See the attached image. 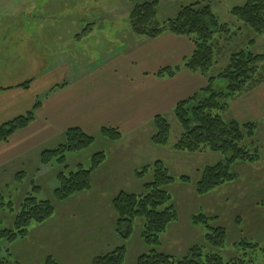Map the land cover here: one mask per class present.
I'll return each mask as SVG.
<instances>
[{"label":"rangeland","instance_id":"1","mask_svg":"<svg viewBox=\"0 0 264 264\" xmlns=\"http://www.w3.org/2000/svg\"><path fill=\"white\" fill-rule=\"evenodd\" d=\"M148 1L140 0L138 3ZM196 1L198 0H158L157 22L164 23L174 17L182 7ZM245 3L246 0H213L210 3L211 11L220 24L227 26L226 32L218 33L214 37L213 52L217 65L212 69L213 74L222 71L229 61V56L239 50L252 54H261L264 51V32L256 34L230 15L233 8L241 7ZM33 4L37 6L35 12H33ZM133 6L134 4L121 0H0V86L15 81H19L21 85L31 82L39 77L40 70L45 71L47 66L50 69L49 64L54 56L57 61L60 60V64L45 72L48 74L46 80L50 87L61 81V73L58 71H63L65 66L70 65L69 59L64 61L66 58L74 57L73 63L78 64L77 66L84 67L89 64V67H93L101 65L102 55L111 58L113 53L119 56L128 51L133 43L132 39L136 41L146 39L135 36L129 29L128 17ZM100 17L117 19H105L101 22ZM100 26L102 29L98 30L97 27ZM88 27L87 32L92 34H83ZM250 41H252L251 44H249ZM55 68L56 74L52 75ZM216 87L224 88L225 83L218 81ZM259 87L264 99V82ZM224 115L222 117L225 120H239L230 110ZM161 116L168 121L171 130L168 145L166 148L156 147L158 150L154 151L153 158L161 157L163 164L173 177L184 176L190 179L189 183L176 181L167 188L172 195V205L179 217L182 237L191 239L192 236L187 231L188 216L202 214L211 218L208 224L212 228L221 227L226 231L225 246L220 250H213L214 252H218L226 260L235 258L239 256L240 248L238 250L233 245L247 241L257 245V248L254 252L248 250L244 260L250 258L252 264H264V115H252L247 120L256 126L252 142L260 151V160L256 163L233 164L230 172L236 175L235 180L202 196L195 193V183L205 167L219 163L223 160V156L208 151L194 154L173 151L171 147L179 139L182 129L172 111ZM151 132L154 134L153 120L150 123L144 122L134 136L125 137L120 145L128 146L134 139L143 144H149L148 138ZM92 136L95 142L90 147L78 153L65 154L66 170H63L64 167L56 160L41 166L39 158H36L39 156L37 154L36 157L26 160L24 164H19L20 168L7 169L12 176L4 175V178L0 179V189L6 200L12 203L13 208L17 210L20 202L37 190L38 195L35 197L38 200L50 202L54 207V216L50 222L41 226L30 225L27 236L22 239L14 242L0 239V260L6 259L9 255L11 260L21 264H43L47 257L59 258L61 264L63 259H71L75 264H85V262L87 264L94 254H104L101 253L104 250V242L108 245L113 243L106 237L109 235L110 227L106 204L110 200L108 199L110 189H116L117 186L111 185L100 192L94 189L89 194L72 196L63 202H56L53 197V191L57 186L56 176L59 172L75 171L78 168L77 164L84 162L86 156H91L98 151L105 150V156L108 155L107 147L111 142L104 138L99 140V131ZM102 141H105L104 144L100 143ZM51 146L53 145H47L44 150ZM162 151H167L168 154ZM33 153H37L36 148L31 151V154ZM83 164L87 168L86 163ZM149 176L151 180V174L147 175ZM147 177L145 181L149 182ZM131 183L136 182H129L124 186L121 183L118 186L128 192L135 190ZM83 203H90L96 209L89 210L83 206ZM13 216L7 210L0 212L2 220L0 230L11 227ZM133 224L134 231L127 243L120 242L116 237L119 245L126 247L124 264H135L138 256L147 254L149 251L141 253L142 249H148L138 232L143 220L137 218ZM83 226L89 227L84 234ZM196 227H199L204 234L202 237L194 236L196 243L193 242L187 246L188 241L183 243L180 240L174 248H168L162 244L155 250L163 254L169 250L174 251L175 258H182L193 246H204L206 250H210L204 240L206 230L201 226ZM50 228L52 231L49 236L53 237V240L49 241L50 244L54 247L61 244L65 248L53 249L45 242L46 232ZM72 232L78 236L77 241H70ZM61 236L65 238L61 240ZM63 251L65 256L60 255Z\"/></svg>","mask_w":264,"mask_h":264},{"label":"trees","instance_id":"2","mask_svg":"<svg viewBox=\"0 0 264 264\" xmlns=\"http://www.w3.org/2000/svg\"><path fill=\"white\" fill-rule=\"evenodd\" d=\"M121 1L134 4L129 12L128 25L135 36L154 40L167 32L185 37L192 44L193 51L183 60L181 67L165 68L157 73V77L172 78L182 68L199 74L206 80L204 88L173 107V115L182 133L171 148L176 152L194 154L208 151L223 156L222 161L202 170L195 183L197 195L209 194L232 182L236 175L230 172L231 166L238 162H258L260 151L252 142L256 129L253 122L225 120L222 115L229 111L231 102L264 82V51L261 54H252L239 50L229 56V61L222 71L213 74L212 69L217 65L213 52L214 37L227 31V26L220 24L211 11L210 3L213 0H198L182 7L174 17L162 24L156 20L158 0L144 3H138L140 0ZM230 15L256 34L264 32V0H246L243 6L233 8ZM251 43L252 41L249 42ZM218 81L224 82L225 87L217 88ZM29 83L19 87L27 89ZM39 104L37 100L30 111L0 126V144L6 143L15 132L25 129L34 120V112ZM153 125L151 143L166 147L171 130L168 121L158 115L153 118ZM99 134L110 142L121 138L119 131L113 128H101ZM94 142L93 136L80 129H69L63 133L62 141L56 148L40 154V165L46 166L56 160L64 167L63 170H66L65 154L84 151ZM105 159L104 152H97L90 158L87 168L79 165L75 171L59 172L56 176L57 186L53 191L54 200L63 202L90 190L92 172L100 167ZM148 174H151V180L143 185L142 194L120 192L111 202L115 216L114 234L120 242L125 243L130 238L134 231L133 223L137 218L143 220L140 237L149 251L137 257L135 264H252L250 258L244 260V257H247L248 250L254 252L257 245L247 241L233 245L238 250L240 248V254L235 258L226 260L218 252H214L213 250H220L225 246L226 231L221 227L212 228L208 224L211 218L202 214L193 215L191 222L206 230L204 240L210 250H206L204 246H193L182 258L157 252L155 249L160 246L161 237L167 227L178 219L177 211L172 205V195L167 188L176 181L189 183L190 179L184 176L173 177L161 161H155L136 172L138 178ZM37 195L36 190L25 197L15 210L0 189V212L7 210L14 215L11 227L0 230V239H6L8 242L22 239L27 236L30 225H41L52 218L53 205L48 201L38 200L35 197ZM125 257L126 247L120 245L110 252L94 257L92 264H124ZM0 264L21 263L11 260L8 255L6 259L0 260ZM43 264L58 262L52 257H47Z\"/></svg>","mask_w":264,"mask_h":264},{"label":"crops","instance_id":"3","mask_svg":"<svg viewBox=\"0 0 264 264\" xmlns=\"http://www.w3.org/2000/svg\"><path fill=\"white\" fill-rule=\"evenodd\" d=\"M33 6V12H35L37 6L35 4ZM105 19L115 20L117 18L100 17L99 21L103 22ZM97 28L98 30L102 29L101 26ZM88 29L89 27L83 34H92V32H87ZM126 34L128 33L126 32ZM132 40L133 43L128 51L119 56L113 53L111 58L102 55L100 60L103 62L98 66L89 67V64L84 67L77 66L78 64L73 63L74 57L66 58L64 61L69 59L71 63L65 66L63 71H58L61 73V81L54 85L55 89L54 86H48L46 80L48 74L45 72L60 64V60L57 61L56 56L49 64L50 69L47 66L45 71L44 69L40 70L39 77L30 80L27 89L19 87L21 85L19 81L0 86L2 89L0 91V126L24 115L32 109L38 99L40 100V104L34 112V120L25 129L15 132L6 143L0 144V179L4 178V175L12 176L11 172L7 171L9 167L18 169L20 168L19 164H24L33 156L36 157V154L39 155L36 158L40 159V154L43 151L56 148L62 141L63 133L69 129H80L91 136L101 128H113L119 131L121 138L116 142L108 143V155L106 154L104 163L92 172L90 190L84 194L75 195L83 196L93 192L94 189L100 192L111 185L117 186L116 189H110L108 198L110 200L106 204L110 222L109 235L106 237L109 242L113 243L110 245L106 242L103 243L104 250L101 253L104 254L120 246L114 234L115 216L111 202L118 193L126 191L118 185L122 183L124 186L129 182H136L131 183L135 190H127L126 193L142 194L147 175L138 178L136 172L155 161H163L161 157L153 158L154 151L158 150L156 147H159L150 144L153 132L149 134V144H143L137 139H134L133 143L128 146L120 145V143L125 137L134 136L144 122L150 123L155 116L172 111L175 104L189 98L206 86V80L202 76L182 68L172 78L157 77V73L162 69L181 67L180 64L183 63V60L192 53L193 46L187 38L165 32L154 40ZM52 72V75H55L56 68ZM260 92L258 86V88L242 95V99L239 97L230 104L229 110L235 114L236 119H239L237 120L239 123L242 121V123H247L252 115H264V99ZM102 139L100 136L99 140ZM104 142L100 143L104 144ZM51 144L53 146L44 150L47 145ZM35 148L37 153L31 154ZM162 152L168 154L167 151ZM91 156H86L85 161L77 165L84 167L83 163H86L88 166ZM125 158L126 160H124ZM147 178L150 180V176ZM94 181L95 183H93ZM83 206L89 210L96 209L90 203H83ZM193 215L188 216L187 220V231L190 236L192 235L191 239L182 237L183 233L180 232L178 217L177 221L170 224L162 235L160 246L165 244L168 248H174L180 240L183 243L188 241L187 246L193 242L196 243L194 236L202 237L204 234L199 227L192 224ZM50 221L51 218L43 224ZM83 228V234L85 230H89L87 226H83ZM51 231L50 228L46 232L45 242L53 249L65 248L61 244L56 247L50 244L49 241L53 240V237L49 236ZM140 231L141 227L138 229L139 233ZM60 238L62 240L65 236ZM77 238L78 236L72 232L70 241H77ZM112 247L115 248L112 249ZM147 251L148 249H142L141 253ZM165 254L176 257L174 251L169 250ZM60 255L65 256V251ZM99 255L91 256L87 264H92L93 258ZM54 259L61 264L59 258ZM63 264L75 263L71 259H63Z\"/></svg>","mask_w":264,"mask_h":264}]
</instances>
